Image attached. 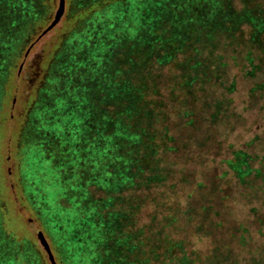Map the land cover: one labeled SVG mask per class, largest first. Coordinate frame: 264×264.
<instances>
[{
  "label": "trees",
  "instance_id": "trees-1",
  "mask_svg": "<svg viewBox=\"0 0 264 264\" xmlns=\"http://www.w3.org/2000/svg\"><path fill=\"white\" fill-rule=\"evenodd\" d=\"M54 1L0 0V143L6 122L12 118L16 91L22 85L15 64L37 28L47 26ZM98 19L103 23L95 28ZM55 31L56 40L53 38L55 42L48 46L40 64V83L23 91L27 93L23 98L26 113L15 141L17 147L26 137L35 136L37 113L52 107L57 112L56 106L46 103L44 94L54 92L62 110L66 99L60 93L66 90L76 98L72 104L76 160L66 168V155L57 157L55 149L43 153L42 160H51L50 169H64L48 174L56 192L51 194L47 184L37 189L38 179L33 178L25 181L31 195L21 186L19 200L36 208L52 235L59 264H194L197 260L186 252L182 241L138 223L148 199L143 191L168 178L162 150L174 149L176 141L166 102L160 98L156 70L169 66L186 51H197L199 46L210 51L227 41L247 47L245 61L264 59V0H66ZM223 62L219 59V64ZM202 65L201 59L195 60L190 67L194 74H185L180 84L188 94L192 95L199 80L198 70L211 79L210 66L199 68ZM60 80L63 89L50 87ZM186 101L180 102L181 112L189 113L186 123L193 124L195 118ZM90 146L87 158L83 151H89ZM96 189L105 195H98ZM7 192L10 187L1 174L0 251L4 238L12 233L8 239L15 243L17 256L21 254L16 263L42 264V251L34 248L33 239L14 235L26 232V223L20 217L11 218ZM68 212L77 217L68 221ZM78 225L90 226L91 234L87 229V239L83 237L82 242ZM56 226L63 227L64 237L55 235Z\"/></svg>",
  "mask_w": 264,
  "mask_h": 264
},
{
  "label": "rangeland",
  "instance_id": "rangeland-1",
  "mask_svg": "<svg viewBox=\"0 0 264 264\" xmlns=\"http://www.w3.org/2000/svg\"><path fill=\"white\" fill-rule=\"evenodd\" d=\"M57 6L58 0H55L47 25L53 19ZM60 21L38 40L45 27L37 28L34 36L23 46L22 57L15 64L22 85L16 91V102L10 112L12 118L6 122L4 139L0 143V175L5 174L10 187L5 201L11 218L20 217L26 223L27 231L20 236L14 235L23 240L33 239L34 248L42 251V264L51 263L37 239L38 232L44 233L56 251L54 257L58 264L59 255L36 208L28 201L19 200L21 186L27 188V193L30 185L25 181L34 178L38 179L37 189L47 184L51 194L56 192L48 182V174L51 171L63 172L64 169H50L51 160H42L43 153L47 151L55 149L53 154L57 157L66 155L69 160L66 168H71L75 162L78 145L74 137L72 104L76 98L72 99L66 90L59 92L66 99L61 110L58 107L61 100L54 96V92L45 93L46 103L56 106L57 112L52 107L37 113L38 131L32 139L26 137L23 144L19 142L18 150L15 134L24 125L22 119L26 107L23 98L27 93L23 91L40 83V64L46 49L56 40L55 30ZM102 23L98 19L93 27L97 28ZM194 50L178 55L169 66L156 70L160 98L166 102L168 121L176 141L174 149L162 150L168 178L163 184L143 191L148 199L139 214L138 223L149 231L161 229L162 236L182 241L186 252L197 260L194 264H264V59L245 61L247 47L230 41L210 51L200 46ZM199 59L203 62L199 68L203 69L204 64L210 66L206 70L211 79L198 70L199 80L193 85L191 95L185 88H180V84L186 75L194 74L190 67ZM219 59L224 61L223 65L219 64ZM60 69L66 71L62 66ZM53 84L50 87H64L61 80ZM182 100H187L190 113L194 115L193 124L186 123L185 119L188 121L190 114L186 116L181 112ZM20 114L21 117L18 116ZM59 114L63 117H58ZM59 137L61 140L57 143ZM90 151L92 146L89 151H83L84 156L89 158ZM88 165L90 167L92 163L88 162ZM67 172L71 175L69 169ZM26 193L24 191L23 196ZM97 193L105 195L102 190ZM69 194H72L71 190ZM67 216L68 221L77 217L70 212ZM64 224L69 225L68 222ZM61 226H56L53 232L64 237ZM78 228L82 242V238L88 235L87 229L91 234L90 226L78 225ZM8 238H4L0 264H17L21 254L17 256V247ZM88 242L93 243L92 240Z\"/></svg>",
  "mask_w": 264,
  "mask_h": 264
},
{
  "label": "water",
  "instance_id": "water-1",
  "mask_svg": "<svg viewBox=\"0 0 264 264\" xmlns=\"http://www.w3.org/2000/svg\"><path fill=\"white\" fill-rule=\"evenodd\" d=\"M65 3H66V0H58V6H57V9L53 15V19L51 20V22L45 27V29L42 30V32L40 33V35L37 37L36 40L40 39L43 35H45L48 31H50L51 29H53L58 23L59 21L61 20V18L63 17L64 15V11H65ZM34 43H32L26 50L25 52V56L28 55L29 51H30V48L32 47ZM37 239L39 240L40 242V245L42 246V248L44 249V251L46 252L47 254V257L50 261L51 264H57L56 263V260H55V257L51 251V248H50V244L48 243L45 235L43 232H38L37 233Z\"/></svg>",
  "mask_w": 264,
  "mask_h": 264
}]
</instances>
